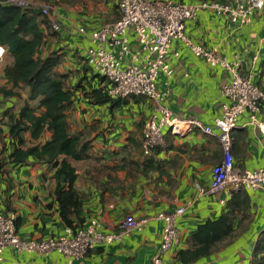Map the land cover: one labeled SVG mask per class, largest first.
<instances>
[{"label": "crops", "instance_id": "0c3cea01", "mask_svg": "<svg viewBox=\"0 0 264 264\" xmlns=\"http://www.w3.org/2000/svg\"><path fill=\"white\" fill-rule=\"evenodd\" d=\"M172 1L189 5L205 0ZM208 1L235 6L246 0ZM66 3L72 5L69 14L62 12L67 18L61 30L44 28L48 36L40 53L43 57L56 53L61 59L56 71L68 75L67 85L74 94V105L67 118L70 133L81 134L87 145V158L70 160L77 174L74 187L82 202L74 227L81 228L97 219L104 232L112 233L129 216L153 218L161 212L185 207L184 215L176 222L179 243L163 258V264H181L176 255L189 248L190 236L197 225L220 217L233 200L241 206V212H236L234 238L195 264L262 263L264 192L240 190L228 196L225 192L200 194L199 191V188L208 190L212 168L223 159L216 125L225 102L220 88L231 75L195 56L183 41L174 40L168 56L174 73L165 104L177 119L199 120L211 126L214 135L198 129L176 133L165 126L162 128L165 146L145 157L141 149L142 130L155 113V103L146 97L110 99L105 103L87 98L86 93L93 90L103 93L104 79L85 61L91 41L69 23L97 30L107 20L116 22L120 19L117 0ZM185 34L207 49H218L228 60L240 59L242 73L264 90V9L256 11L245 25L233 24L212 11H201L195 19L186 22ZM129 42L133 51H137L133 35ZM11 63L12 59L4 52L0 56V88L11 89L4 75V69ZM164 81L161 74L157 82L160 91L165 90ZM27 101L28 95L22 90L19 97L0 94V203L5 212L16 214L20 237L35 240L60 237L68 226L59 214L58 183L52 165L29 158L24 165L15 166L8 160L13 148L7 114L18 113ZM258 117L264 121V103ZM51 136L46 131L39 140L32 139L30 133L24 138L26 146H30L49 141ZM233 138L234 167L241 172L264 169V134L258 126L249 123L248 112L240 116ZM60 187L67 189L63 183ZM162 228L163 222L150 219L141 230H133L119 242L100 246L72 264H146L160 246ZM240 238L244 240L242 245H235ZM1 257L0 264H69L57 251L19 253L7 248Z\"/></svg>", "mask_w": 264, "mask_h": 264}, {"label": "built area", "instance_id": "2783aa9c", "mask_svg": "<svg viewBox=\"0 0 264 264\" xmlns=\"http://www.w3.org/2000/svg\"><path fill=\"white\" fill-rule=\"evenodd\" d=\"M21 7L32 8L50 21L54 31H60L62 22L67 18L51 4H39L29 0H7ZM120 19L106 23L97 30L71 23L79 34L87 37L92 45L86 50L85 61L89 67L104 79L103 93L110 99L146 97L155 103V113L145 122L142 130L141 149L145 157H151L158 147L165 146L163 127L179 133L183 129H198L205 134L214 135L211 126L196 119L179 120L165 104L167 89L174 70L168 56L174 40L183 41L191 52L210 66H219L231 78L220 88L222 104L221 116L217 121L219 140L223 159L212 168L211 184L208 190L199 188L200 194L225 192L232 196L240 190L264 192V169L241 172L234 167L231 149L233 133L239 118L249 113V123L256 125L264 134V121L259 119L264 103V90L255 84L251 77L242 73L240 59L228 60L216 48L207 49L194 43L185 34V24L193 20L201 11H212L236 25H245L251 16L264 9V0H246L233 6L228 2L200 1L185 5L172 0H117ZM134 36L138 46L133 51L129 42ZM0 47V56L4 53ZM177 56V54H175ZM163 74L164 91L158 88V78ZM185 213V207L172 212H161L153 218L127 217L112 233L102 230L100 221L91 220L81 228L67 227L60 237L35 240L18 235L17 216L5 212L0 203V261L7 248L16 252L49 254L57 251L64 255L69 264L87 256L96 248L119 242L133 230H141L150 219L163 222L161 242L152 259L146 264H163L167 252L179 243L177 219Z\"/></svg>", "mask_w": 264, "mask_h": 264}, {"label": "trees", "instance_id": "16d2710c", "mask_svg": "<svg viewBox=\"0 0 264 264\" xmlns=\"http://www.w3.org/2000/svg\"><path fill=\"white\" fill-rule=\"evenodd\" d=\"M50 27L48 18L39 11L0 0V47L12 59L4 69L11 89L0 88V94L19 97L23 87L28 89V101L18 113L7 114L13 148L8 160L15 166L24 165L29 158L52 165L58 183L56 201L59 214L68 227L75 228L73 223L79 216L82 202L74 187L77 174L70 160L87 158V145L81 134L70 133L67 118L74 105V94L67 85L68 75L56 71L61 59L56 53L44 57L40 53L48 36L44 28ZM86 97L97 103L110 101L107 94L98 90L86 93ZM35 102L37 104H33ZM46 131L52 134L49 141L26 146V133L39 140ZM61 183L67 189L60 187ZM240 207L238 201L232 200L220 217L199 223L190 236L189 248L177 253L178 261L195 264L232 240L236 232V212H241ZM260 264H264V258Z\"/></svg>", "mask_w": 264, "mask_h": 264}, {"label": "rangeland", "instance_id": "374dc122", "mask_svg": "<svg viewBox=\"0 0 264 264\" xmlns=\"http://www.w3.org/2000/svg\"><path fill=\"white\" fill-rule=\"evenodd\" d=\"M29 1H36L39 4L51 3V4L55 5L58 8L59 12H61V13L63 12V13H67V14H69L68 13L69 5H72V4L66 3L68 0H61V1H58V0H51V1H48V0H29ZM96 8H100V7L96 6ZM102 8H104V7H102ZM110 22H112V21H110V20L108 21L107 20L104 24L110 23ZM27 90L28 89L25 88V87L22 88V91L24 93H26V94H28ZM33 104H37V102H35ZM243 242H244V240L240 238V239L237 240V242H235V245H237V246L238 245H242ZM246 253L248 254V251H246ZM226 264H229V263H226Z\"/></svg>", "mask_w": 264, "mask_h": 264}, {"label": "bare ground", "instance_id": "6f19581e", "mask_svg": "<svg viewBox=\"0 0 264 264\" xmlns=\"http://www.w3.org/2000/svg\"><path fill=\"white\" fill-rule=\"evenodd\" d=\"M263 127H264V125H263Z\"/></svg>", "mask_w": 264, "mask_h": 264}]
</instances>
